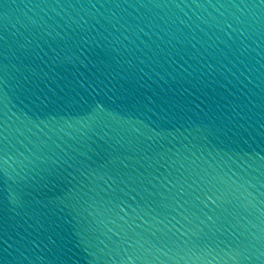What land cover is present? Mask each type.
Masks as SVG:
<instances>
[{
	"label": "water",
	"instance_id": "95a60500",
	"mask_svg": "<svg viewBox=\"0 0 264 264\" xmlns=\"http://www.w3.org/2000/svg\"><path fill=\"white\" fill-rule=\"evenodd\" d=\"M0 264H264V0H0Z\"/></svg>",
	"mask_w": 264,
	"mask_h": 264
}]
</instances>
